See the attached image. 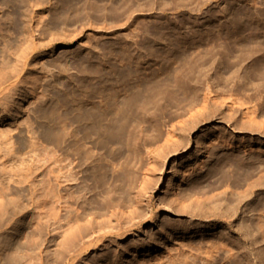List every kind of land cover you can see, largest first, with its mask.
<instances>
[{
  "label": "rangeland",
  "instance_id": "374dc122",
  "mask_svg": "<svg viewBox=\"0 0 264 264\" xmlns=\"http://www.w3.org/2000/svg\"><path fill=\"white\" fill-rule=\"evenodd\" d=\"M23 51L25 70L11 80L23 94L4 91L0 113V130H11L8 140L1 131L8 144L0 136V264H160L192 249L181 264H200L199 252L226 243L210 264H264V0H0V69ZM119 85L141 104L99 121V149L86 136L104 159L77 167L71 157L81 172L69 202L58 127L67 110H84L66 101L95 86L105 89L90 98L99 101ZM122 164L119 181L112 170ZM242 167L252 171L240 178ZM90 239L98 244L69 262Z\"/></svg>",
  "mask_w": 264,
  "mask_h": 264
},
{
  "label": "bare ground",
  "instance_id": "6f19581e",
  "mask_svg": "<svg viewBox=\"0 0 264 264\" xmlns=\"http://www.w3.org/2000/svg\"><path fill=\"white\" fill-rule=\"evenodd\" d=\"M31 48H34V46L32 47L31 46ZM3 51V50H2ZM16 57H18L20 60H16V62L15 63H13V65H11V67H10V69L8 70V71H5L4 69H0V87L4 84V83H6V82H10V83H8V85H10V87H7V86H5V87H7V89H5V87H4V89H2L1 90V88H0V106L2 107H0V113H2V114H4V116H6V115H8L6 112L8 111V109H6V107L7 106H5V103H6V101H7V98L6 97H8V95L6 94H4V91H5V93H6V91L8 92V94L10 93L9 91H12V90H16V91H18V93H19V95H22L23 94V92H22V90L21 89H19L18 87H17V85L16 84H18V80H16L15 79V81H11L14 77H16L17 79H18V77H20L19 75V73L21 72V71H23V69L26 67V65H27V60L25 61L24 59H26V57H28V54H27V52H25V51H23L22 53H20V54H17V56ZM23 60L25 61L24 63H23ZM18 62V63H17ZM1 63H2V65L4 66L7 62L6 61H1ZM80 67H81V65H79ZM4 67H6V66H4ZM84 68V67H83ZM25 70V69H24ZM89 70V69H88ZM27 71V70H26ZM25 72V71H24ZM83 72H87V71H85V69H84V71ZM89 73V72H88ZM25 75V74H24ZM115 76V75H114ZM118 78V77H117ZM120 78V77H119ZM118 78V79H119ZM117 79V80H118ZM22 80V79H21ZM120 80V79H119ZM15 82H17V83H15ZM12 86V87H11ZM120 86V85H119ZM85 88H87L86 86H84ZM110 87H111V85H110ZM109 87V88H110ZM118 87V86H117ZM117 87H112L111 89H108V91H106V93L108 94V96L109 97H117L118 95H120V94H118L119 92H121L122 91V93L121 94H123L124 93V98H123V96L121 97L120 96V99L119 100H121V98H123V101L121 100V101H118V100H116V99H113V100H109L108 101V98L109 97H102V99L101 100H99V101H94V100H91L90 98L92 97V95H94L95 96V94H101V95H104L103 93H105V89H104V91H99L100 90V88L99 87H97V86H95V87H89L90 89H88V91L87 92H83V91H81L82 93H83V95H82V97L80 98V99H75V98H73V97H75V96H73L72 95V98H71V100H69V101H66V106L67 107H70L71 108V106L72 105H75L76 104V106H78L79 108H80V112H81V110H84L81 114V116H78V117H73V113L72 112H70L69 110H67L68 112H66V114H65V116H64V122H62L63 124H64V126H63V128H60V126L58 127L57 125H56V127H58L59 129H60V132L61 133H63V136L64 137H66V142H65V146H67V147H65V148H67V149H65L66 150V152H67V155H68V160H70L66 165H65V168H66V175H65V180L67 179V182H68V186H67V189H65L66 190V193H67V196H68V200H69V202L71 201V200H73L72 198L74 197V192H73V190H71L72 189V187H73V185L71 186V183H72V180H74V178H77L75 175L79 172H81L79 169V171L78 170H76V171H74L73 169V166H72V161H71V157H73V158H75L76 157V160H77V167H81V166H83V163L85 164V162H87L88 160H92V159H95L97 162L98 161H100L101 162V160H103L104 159V157L102 158V157H98V152L97 151H95V150H93L92 148H90V147H88V145L86 146V143L84 142V140H85V138H86V136L89 138V137H93V136H95V138H97L98 139V141L96 142V145H94V147L96 146L97 147V149H99L101 146H103L104 145V143H103V145H101L100 143H102L101 141H102V139H101V137H102V130H104L103 128H102V126L103 125H100V123L101 122H99L100 120L102 121V120H104V121H106L107 120V118L109 117V115H113V117L114 118H116V119H114V121L115 120H117L119 117H122V116H118V114L121 112L120 110H122V111H127L128 112V109L131 111L132 110V108L130 109V107L129 108H127V110H125L124 109V107H123V109H122V107L120 106V105H127L128 106V104H129V102H136L137 101V99H139V94H138V96H135V95H137V94H135L134 96L137 98H135L134 96H133V98H135L136 99V101H133V99H132V96H131V100L132 101H130V97H126L125 95H127L128 96V89L127 88H123V87H121V88H123V89H117ZM127 87V86H126ZM23 88V87H22ZM83 89L84 91L86 90V89ZM104 88V87H103ZM131 89H133V86L131 87ZM146 91V90H145ZM144 91V92H145ZM14 92V91H13ZM155 91H153V93H154ZM146 93V92H145ZM145 93H143L144 95H145ZM158 93H160V92H158ZM14 94L15 93H13V95H12V93L10 94L11 96H14ZM118 94V95H117ZM133 94V93H132ZM147 94V93H146ZM9 95V96H10ZM18 95V96H19ZM144 95H142V97H144ZM10 96V97H11ZM17 96V95H16ZM106 96V95H105ZM148 96H149V93H148ZM147 96V97H148ZM69 98V99H70ZM78 98V97H77ZM111 98H109V99H111ZM145 98H146V96L144 97V100L143 101H145ZM160 98V97H159ZM8 99H10V98H8ZM93 99V98H92ZM156 99V98H155ZM155 99H153L152 101H151V98H150V100L149 99H147L149 102H154L155 101ZM6 100V101H5ZM12 100V99H11ZM146 100V101H147ZM8 102V101H7ZM11 102V101H10ZM65 103V102H64ZM137 103H138V101H137ZM146 103H148V102H146ZM146 103H144V104H146ZM6 104H8V103H6ZM72 104V105H71ZM130 104H132V103H130ZM129 104V105H130ZM134 104L135 105H137L138 106V104H141V103H138V104H136V103H133L132 105L134 106ZM144 104H143V106H144ZM156 104V103H155ZM71 105V106H70ZM132 105H130V106H132ZM146 105H148V104H146ZM143 106H141V107H143ZM9 107V106H8ZM78 107H77V110H78ZM135 107V106H134ZM145 107V106H144ZM147 107V106H146ZM146 107H145V109H146ZM137 108V107H136ZM138 108H140V106L138 107ZM10 109V108H9ZM76 109V108H75ZM142 110H143V108H141ZM72 110H73V108H72ZM139 110V109H138ZM142 110H140V111H137L138 113L140 112L141 113V111ZM120 111V112H119ZM135 111V110H134ZM78 112H79V110H78ZM119 112V113H118ZM146 112V110H144V112L143 113H145ZM121 113H123V112H121ZM120 113V114H121ZM116 114H117V116H118V118H117V116H116ZM119 114V115H120ZM129 114V113H128ZM142 114V113H141ZM122 115V114H121ZM126 115V114H125ZM131 115H132V111H131ZM130 115V116H131ZM2 116V115H1ZM76 116H77V114H76ZM116 116V117H115ZM113 117H111V118H113ZM127 117V116H126ZM129 117V116H128ZM49 117H47V119H48ZM57 118V117H56ZM59 118H62L63 119V116L62 117H59ZM59 118L58 119H56V120H59ZM50 120H51V116H50V118H49ZM62 119H60L59 120V123H60V121H63ZM49 120V121H50ZM52 120H53V118H52ZM55 120V121H56ZM119 120V119H118ZM117 120V121H118ZM130 120V119H129ZM55 121H51V122H55ZM103 121V122H104ZM109 121V120H108ZM121 121H122V118H121ZM123 121H124V119H123ZM126 121H128V118H127V120ZM84 123V124H86L87 125V130H86V132L85 131H83L84 129V127H82V125H79V123ZM76 123H78L77 125H75ZM80 123V124H81ZM115 123V122H114ZM56 124H58V122L56 121ZM84 124H83V126H84ZM105 124V123H104ZM124 124V123H123ZM122 124V125H123ZM54 125V124H53ZM85 125V126H86ZM110 125V124H109ZM112 125V124H111ZM121 125V124H120ZM55 126V125H54ZM104 128H105V126H104ZM123 128V127H122ZM126 127L124 126V129H125ZM9 129V128H8ZM8 129H6V131L8 130ZM59 129H56V132H58L59 131ZM106 129H109L108 128V126H107V128H105V131L107 132V130ZM120 129V128H119ZM54 131H55V129H53ZM110 130V129H109ZM121 131H122V129H120ZM1 131L3 132V130H0V136H1ZM5 131V129H4V132L6 133V134H4V132H3V134H2V136L3 135H5V136H3V137H6L7 135H8V131H11V130H8L7 132ZM102 131V132H101ZM104 131V132H105ZM119 131V130H118ZM53 132V131H52ZM56 132H55V134H56ZM109 132V131H108ZM110 132H112V130L110 131ZM129 133H131V131L129 132L128 131V133H127V135L129 134ZM10 134V133H9ZM103 135H105V134H103ZM1 136V137H2ZM0 137V139H2ZM9 138L11 137L10 135L8 136ZM120 137V136H119ZM125 137V136H124ZM124 137H123V139H124ZM168 137H171V136H168ZM8 138V139H9ZM103 138V137H102ZM125 138H127V139H129L130 138V136L128 137H125ZM6 139H7V137H6ZM5 138H3V142L2 141H0V142H2V143H4L5 142V140H6ZM7 139V140H8ZM96 139V140H97ZM110 139H115V143H116V139H118V138H110ZM122 138L120 139V140H123ZM126 139V140H127ZM6 140V142H5V144H8V142L9 141H7ZM119 140V139H118ZM119 140V141H120ZM125 140V139H124ZM123 140V141H124ZM111 141V140H110ZM114 141V140H113ZM127 141H129L128 142V144L130 143V139L129 140H127ZM126 141V142H127ZM107 142V141H106ZM126 142H124L125 144H126ZM2 143H1V145H2ZM118 143H120V142H118ZM121 143H122V141H121ZM127 144V145H128ZM92 147V146H91ZM95 147V148H96ZM2 149V148H1ZM99 151V150H98ZM97 152V153H96ZM130 156H131V154H129ZM75 156V157H74ZM102 156V155H101ZM104 156V155H103ZM128 156V155H127ZM129 156V157H130ZM128 157V158H129ZM224 157H228V156H224ZM127 158V159H128ZM223 158V157H222ZM230 158V157H229ZM227 159V158H226ZM231 159V158H230ZM95 160H93L94 162H92L91 161V164H93V163H95ZM231 160H229V159H227V163H229ZM89 162L90 161H88L87 163L89 164ZM125 162H127V160L125 161ZM231 163H233V161H231ZM100 165H102V164H104V163H99ZM98 164V165H99ZM232 165V164H231ZM236 165V164H235ZM121 167H116V168H114L112 171L114 172V178L115 179H120L119 177H121L120 176V173H123V172H121V171H123V169L125 170V169H127L126 167H127V165H126V167L122 164V165H120ZM122 166H124V167H122ZM237 167V166H236ZM235 167V169H237ZM252 167V166H251ZM250 167V168H251ZM93 168H95V167H93ZM102 168L103 169H106V167H105V164L102 166ZM112 168V167H111ZM253 169V168H252ZM102 170V169H101ZM251 169H249L248 167L246 168V167H242L241 169H240V172L242 171V173H239L240 175H239V177L241 178V174L242 175H244V174H250L251 173V171H250ZM234 171V170H233ZM102 172H104L103 170H102ZM108 171H106L105 170V173H107ZM112 172V173H113ZM239 172V171H238ZM75 173V174H74ZM104 173V174H105ZM111 173V174H112ZM236 173H237V171H236ZM74 174V175H73ZM108 175V174H107ZM122 175V174H121ZM123 175H124V173H123ZM75 176V177H74ZM107 177V176H106ZM239 178V179H240ZM97 179V177L95 178V180ZM105 179V178H104ZM133 180H134V178H132ZM123 179H120L119 181H122ZM97 181V180H96ZM83 182V181H82ZM124 182V181H123ZM95 183V182H94ZM93 183V184H94ZM97 183V182H96ZM110 183V182H109ZM109 183H108V185H109ZM130 184L128 185H126V186H128V187H126L127 188V190H129V192L125 189V193H126V191L129 193V194H131L132 196L134 195V196H136V195H138L140 192L138 191V190H136V187H135V185H134V183L132 182V180L129 182ZM105 185H107L106 183H105ZM81 185H79V187H80ZM109 187V186H108ZM111 189H114V188H112V187H110ZM110 188H108V190L110 189ZM87 189H88V187H87ZM111 189H110V191L109 192H111ZM89 190V189H88ZM108 190H107V192H108ZM85 191H87L86 190V186H85V188L84 187H80L79 189H78V193H79V197H78V199L80 198H83L82 196L84 195V193L83 192H85ZM108 192V193H109ZM86 193V192H85ZM124 193V192H123ZM127 194V193H126ZM125 194V195H126ZM76 195V194H75ZM131 195L129 196V199H131ZM66 196V197H67ZM127 196V197H128ZM133 196V197H134ZM113 206H116V207H128L129 205L128 204H125V203H123V202H117V203H114L113 205H110V207H113ZM113 210H114V208H112ZM107 215H108V218L105 220V226H108V227H110V229L111 228H115V233L116 232H118L119 231V229H118V231H116V227H115V225H116V221H115V218H117V217H115V214H114V211H110L109 210V212H107ZM151 219L153 220V217H154V214H151ZM75 219H78V222H80V219H81V216H79V217H77V218H75ZM127 219V218H126ZM77 221V220H76ZM72 222H73V218H72V216H70V214H69V216H68V224H69V226L71 227V225H72ZM141 223V222H140ZM139 223V224H140ZM80 224V223H79ZM137 225V224H136ZM77 226H78V230H80L78 233H81V234H83L84 233V228L85 227H83L82 226V224L81 225H78V223H77ZM118 226V225H117ZM168 227H170L171 225H167ZM87 228V227H86ZM85 228V229H86ZM95 228V230H96V227H94ZM98 229H100V228H98ZM97 229V230H98ZM133 228H129L128 230H126V232L127 231H131ZM113 230V229H112ZM121 231V230H120ZM125 231L124 232H121L122 234H125L126 233ZM76 233V232H75ZM98 233H100V232H98ZM97 233V234H98ZM112 233H113V231H112ZM120 233V234H121ZM72 236H75V234L72 232V230H71V228H70V231H69V236H68V238H69V240H72ZM104 236V233H100V235L98 234V236H97V241L98 242H100V239H103L102 237ZM73 239H74V237H73ZM92 239H90V242H89V240L87 241L88 243L87 244H85L84 246L82 245L80 248H78L77 250L75 249V251H72V249H71V252H73L74 254L72 255V253H71V257L69 258V262H74L75 261V258H77L78 257V255H80L83 251H87L89 248H90V246L91 245H94L95 243L96 244H98L97 242H95L94 244H93V240L91 241ZM75 241V240H74ZM73 243V242H72ZM227 247L228 248V245H227V243L226 244H218V245H216V246H211V247H208V248H205L203 251H201V252H199L200 254H201V258H199V259H201V260H203V262L205 263V264H210V261L211 260H213L212 259V256L214 255V254H216L215 252H216V250L218 249V248H220V247ZM94 247V246H93ZM75 248H76V246H75ZM198 249H200L201 250V248H198ZM189 250V249H188ZM193 250V249H192ZM192 250H190V252H189V254L191 253V252H194V251H192ZM199 250V251H200ZM227 251H229L230 252V249H227ZM177 252V251H176ZM180 252V251H179ZM178 252V254H176V255H174V256H167L166 258L167 259H165V258H163V261H164V259L166 260V261H168L167 263H172V264H181L182 262H187L188 263V261L189 262H191L190 261V258H189V254L187 255V252L186 253H184V252H181V253H179ZM198 253V255H200ZM214 253V254H213ZM70 255V254H69ZM198 255H197V257H198ZM195 256V255H194ZM215 256V255H214ZM67 257V256H66ZM197 257H195V258H197ZM194 258V259H195ZM214 258V257H213ZM159 259V258H158ZM157 259V260H158ZM215 259V258H214ZM163 261H161V259L160 260H158V262H161V263H163ZM200 261V260H199ZM195 262V261H194ZM193 262V264H195ZM202 261H200V264H204V263H201ZM160 263V264H161ZM16 264H21V263H16ZM164 264H166V263H164ZM191 264V263H190ZM212 264V263H211Z\"/></svg>",
  "mask_w": 264,
  "mask_h": 264
}]
</instances>
